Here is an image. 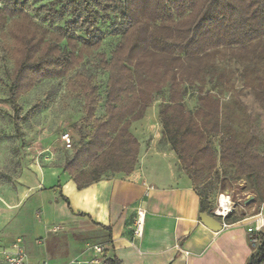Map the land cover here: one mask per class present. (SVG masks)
I'll return each mask as SVG.
<instances>
[{
  "label": "trees",
  "instance_id": "16d2710c",
  "mask_svg": "<svg viewBox=\"0 0 264 264\" xmlns=\"http://www.w3.org/2000/svg\"><path fill=\"white\" fill-rule=\"evenodd\" d=\"M44 9L43 18L58 23L55 28L36 20L23 2L0 8V34L10 40L14 62L7 102L22 136L21 98L45 80L69 77L67 88L83 97L89 130L62 166L77 188L134 172L140 143L132 123L166 90L168 100L159 109L164 137L195 186L200 212L217 216L209 182L228 170L232 180L252 181L258 202H264V150L254 147L257 134L233 82L238 75L245 86L264 92V0H53ZM108 20L121 36L109 58L99 54L108 74L102 97L94 77L76 71L101 48L100 22ZM224 61L235 63L238 74L222 71ZM221 86L245 115L224 104L214 91ZM192 89L197 102L188 108L185 97ZM238 125H248L247 131ZM213 137L220 140L218 149ZM243 218L231 211L224 221ZM258 238L246 264H264V232ZM104 264L124 262L112 254Z\"/></svg>",
  "mask_w": 264,
  "mask_h": 264
},
{
  "label": "crops",
  "instance_id": "0c3cea01",
  "mask_svg": "<svg viewBox=\"0 0 264 264\" xmlns=\"http://www.w3.org/2000/svg\"><path fill=\"white\" fill-rule=\"evenodd\" d=\"M159 128L160 136L139 140V162L131 174L108 175L79 189L62 167L49 170L53 180L46 191L55 201L49 202L51 211L41 218L32 211L29 217L20 215L25 201L21 204L23 198L19 199L0 243L23 238L30 264L45 259L52 264H88L97 255L87 242L105 246L108 256L115 254L124 264H246L264 202L256 215L237 222L223 224L218 217L223 228L212 231L201 220L194 184L181 169L162 125ZM37 203L43 207L48 202L42 195ZM139 209L145 211L141 235L137 234ZM52 215L64 220L51 224Z\"/></svg>",
  "mask_w": 264,
  "mask_h": 264
},
{
  "label": "rangeland",
  "instance_id": "374dc122",
  "mask_svg": "<svg viewBox=\"0 0 264 264\" xmlns=\"http://www.w3.org/2000/svg\"><path fill=\"white\" fill-rule=\"evenodd\" d=\"M9 1L23 2L26 10L36 20L48 25L50 28H55L58 24H49L43 18L44 7H48L53 0H0V8L7 6ZM100 27L102 30L101 48L95 51L93 55L85 58L86 60L76 72L93 76L95 83L100 88L102 97H104L108 74L100 66L101 58L99 54L103 53L109 58L121 34L114 28L112 20L101 21ZM9 43L10 40L0 34V236L6 227L11 226V222L9 223L10 217L15 214V203L21 198H23L21 204L25 201V205L19 210L20 215L25 214L29 217L32 211L37 213V217L41 218L43 212L51 211V203H55V201H52L51 196L53 195L46 191L51 180H53L48 171L61 168L72 154L74 147L89 132L88 127L83 124V118L85 117L83 97L73 94L67 88L69 77L66 79L53 78V80H45L21 98L20 103L24 109L22 114L24 120L21 122V133L23 134L20 136L15 132L12 119L13 109L7 102L8 87L10 85L9 75L14 66ZM221 64L222 71L225 67L232 68L238 74L239 68L235 63L224 61ZM73 75H75V72L71 76ZM233 82L235 83V92L246 105L248 120L253 124L257 134L254 147L263 152L264 92L257 88L245 86L238 75L233 79ZM221 87L219 89L214 88V91L224 104L226 102L232 105L239 116L241 114L242 116L245 115V111L243 112L241 107L238 108L235 105L234 97L228 91H225V87ZM208 88L212 89L213 83H210ZM196 92L197 89H192L186 95L188 108L196 105ZM166 95V90L163 94L156 95V100L153 106L146 111V115L140 121L132 123L131 129L138 140L144 137L156 138L157 134L160 136L159 109L168 100ZM103 114L104 106L102 104L97 115L103 116ZM236 127L238 130L244 128V131H247L246 129H248V125H238ZM69 132L72 136L73 145L70 148L65 145L63 140V136ZM213 140L214 146L218 149L220 145L219 138L213 137ZM228 171L226 175H220V179L217 180L214 176L212 181L209 182L208 191L215 205L214 211L218 208L219 196L223 194L224 196H230V212L234 211L241 218L256 215L259 211V202L254 184L245 177L232 180L229 174L230 170ZM42 178H45L43 179L45 183L41 181ZM58 179H60V176ZM62 180L65 181L66 179L63 177ZM37 181H41V184L34 187L33 185H36ZM42 195H44V200L48 202L43 207L38 206L37 203ZM49 202L51 203L49 204ZM52 216L53 218L50 219L51 224L64 220L61 217L57 220L54 215ZM59 228H54L53 231L58 233ZM96 245L100 244L87 242V248L93 250L97 255L93 257V260L98 261L97 263L89 261L88 264H104L108 256V250L103 245L102 253H96L94 250Z\"/></svg>",
  "mask_w": 264,
  "mask_h": 264
},
{
  "label": "built area",
  "instance_id": "2783aa9c",
  "mask_svg": "<svg viewBox=\"0 0 264 264\" xmlns=\"http://www.w3.org/2000/svg\"><path fill=\"white\" fill-rule=\"evenodd\" d=\"M63 140L65 142V145H67L68 148L73 146L72 136L70 132L66 133L63 136ZM223 196H224L223 194L219 196L220 198L218 199V208L217 210H215V212L217 216L221 218L222 223L225 224L224 219L228 216L230 212L229 204L231 200H230V196H225L229 198L228 203H227L228 208L225 209V207L222 206ZM220 206H222V208ZM144 212H145L144 209L143 210L139 209L137 212L138 214L137 234L138 235H141L143 231L142 225L144 223V218H145ZM257 223H258L257 232L251 236L253 245L258 244L259 242L258 231L264 228V214L258 215ZM94 250L96 253H102L103 246L96 245ZM93 262L97 263L98 261L93 260ZM0 264H30L28 250H27V247L25 246V242L23 238H17L16 241L12 242L9 245L0 243ZM40 264H52V263L49 260L45 259Z\"/></svg>",
  "mask_w": 264,
  "mask_h": 264
},
{
  "label": "water",
  "instance_id": "95a60500",
  "mask_svg": "<svg viewBox=\"0 0 264 264\" xmlns=\"http://www.w3.org/2000/svg\"><path fill=\"white\" fill-rule=\"evenodd\" d=\"M202 222L208 226L212 231H219L223 228V225L219 221L217 216H212L207 212H202L200 214Z\"/></svg>",
  "mask_w": 264,
  "mask_h": 264
},
{
  "label": "bare ground",
  "instance_id": "6f19581e",
  "mask_svg": "<svg viewBox=\"0 0 264 264\" xmlns=\"http://www.w3.org/2000/svg\"><path fill=\"white\" fill-rule=\"evenodd\" d=\"M228 200H229V198L223 196V198H222V206L225 207V209L228 208L227 207ZM222 206H220V207L222 208ZM261 214H263V212H261Z\"/></svg>",
  "mask_w": 264,
  "mask_h": 264
}]
</instances>
